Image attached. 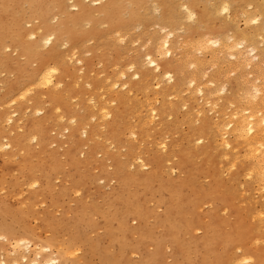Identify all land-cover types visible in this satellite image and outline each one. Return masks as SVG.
I'll return each mask as SVG.
<instances>
[{"label":"rangeland","instance_id":"obj_1","mask_svg":"<svg viewBox=\"0 0 264 264\" xmlns=\"http://www.w3.org/2000/svg\"><path fill=\"white\" fill-rule=\"evenodd\" d=\"M189 1L157 2L146 19L119 32L83 23L72 30L75 41H54L46 66L55 87L29 84L27 72L37 68L33 53L12 44L0 49V142H10L0 148V264L16 254L29 262L45 246L49 259L64 264H234L240 257L264 264V189L230 133L252 108L264 114V32H255L264 19L251 22L253 10L240 1L224 13L214 10L218 1L196 0V10ZM5 6L6 19L27 10L26 0ZM202 6L212 14L210 25L186 17V8L196 19L205 14ZM241 13L250 16L248 24ZM170 15L176 23L168 25L162 20ZM93 26L97 35L79 34ZM249 28L259 36L243 37ZM236 41V49H221ZM147 57L167 62L171 80L154 72ZM8 85L22 98L7 94ZM9 115L18 120L14 130L4 121ZM123 180L125 204L108 203ZM135 204L141 223L125 221L120 211ZM166 220L175 233L166 235ZM15 236L28 250L13 254Z\"/></svg>","mask_w":264,"mask_h":264},{"label":"bare ground","instance_id":"obj_2","mask_svg":"<svg viewBox=\"0 0 264 264\" xmlns=\"http://www.w3.org/2000/svg\"><path fill=\"white\" fill-rule=\"evenodd\" d=\"M20 1L21 0H0V3H2L1 6H0V49L2 47L3 48L6 47L8 44H12V45L20 48L24 53H26V55H31L33 53L34 56L30 57L29 59L32 60L33 62L37 63V68H36L35 71L32 70L31 73L27 72V77H28V80L30 81L29 84H32V82H34L36 85H39V86H48V85L50 86V84L52 85V83H53L52 75H53L54 72L52 70H50L46 66V63L53 56H55L51 52V50H50L51 47L50 46H52L53 44L57 45L55 43L56 41L58 42L59 40H63V39H65L67 42H70V43L75 41V37H76L77 33L79 32V27L83 23L91 24V25H94V24L105 25L107 27L106 31L109 30L110 33L119 32V31L125 30V29H127V26H129V25H130L129 27H132L133 24H134L133 23L134 21L141 20V18L146 13H148L149 10L153 7V4L154 5H156V4L158 5L157 2H160L162 0H26L27 10H26V12H24V14H25L24 16H27V18H26L27 20H25L23 18L24 16L23 17H13V18H10V19H6V18L10 17V15H5L6 11L8 9V7L5 6V4L7 3V4H10V5H17V3H19ZM217 1L219 2L218 5H220V6L217 5L218 9L216 7H214V6H213V8H214V10H218L219 13L226 12L228 10L229 6H230V2L231 3L232 2L235 3V2L240 1V3L243 2L242 4H244V3L247 4V6L245 4H244V6L249 7V11L253 10V12L252 11L249 12L248 10H247V12H249V13L246 12L247 14H251V16H254V17L251 18L248 15L250 17V21L252 20L251 22L257 21L258 19H261V17L264 19V0H224V2L222 0V3L220 2L221 0H213V1H211V4L209 6L212 5V2L216 3ZM189 2L190 1L188 0V2H187L188 5L190 4ZM196 3H198V2H196V0H195V7H193L194 1L192 0L191 7L190 6H188V7H190V8L193 7L196 10V7L198 6V5L196 6ZM233 5H236V4H233ZM239 5L240 4H238L237 7ZM242 6L243 5H241L242 9H240V10L244 11L245 8L242 7ZM237 7L235 8L236 10H237ZM200 8H202L204 10L205 7L203 8V6H202ZM232 9H234V7H232ZM246 9H248V8H246ZM185 10H186L185 12H187V16L186 17H188L189 20L193 19V17H195L193 22L194 21L196 23L198 22L199 24H202V26L203 25L205 26V23L209 24V19H210L209 16H211L212 14L211 13L208 14V12L206 10H204L203 12L206 11L207 14L205 12V14L203 13L197 19H196V17H197L198 13L196 14V16H194V13L191 12L193 9L191 10L189 8L188 9L186 8ZM211 10H209V11H211ZM254 12L257 13V15H255ZM214 13H217V12H214ZM244 14L241 13V16H243V18L245 19L246 23L248 24V20L247 19H249V17L245 18ZM145 16H147V15H145ZM145 16L143 17V20L146 19ZM172 17L173 16L170 15L169 17L164 18L162 21H164V20L168 21L169 23H166L168 25H170V22H173V21H175V23H176V19H174V17L173 18ZM27 21L28 22H32V25L29 28L26 29L24 27V22H27ZM197 25H195L196 28H197ZM232 26L233 25L231 24L229 28L231 29ZM199 27H201V26H199ZM76 28H77L78 32H76L74 34L72 30L76 29ZM93 28H94V26L91 29H89L88 31H85V32H82V33H79V34H84L85 36H88V35H91V33H93V35H97L99 33L97 31L98 29L95 27V30H93ZM202 28L203 27H201L200 29H202ZM249 29L251 30V32L255 31V30H256L255 31L256 33H258V31H263L264 32V21H263V23L260 24V27L255 28V30H252L253 28H249ZM249 29H248V31H249ZM254 33L253 32L252 33H248L247 32V35L245 34V35H243V37L244 36L248 37L249 36L248 34H250V35L252 34L253 37H256V36L258 37L259 36V34L255 33L256 34L255 35ZM250 37L251 36H249V38ZM253 37H252V39H253ZM25 38L27 39L26 41H25ZM236 42L237 43L233 42L230 45H226V46L224 45V46H222L221 49L228 50V49L235 48L234 47L235 44L239 45L238 44L239 42L238 41H236ZM240 44H242V43H240ZM169 45H170V43L168 44V42H163V45H161L162 46L161 49L162 48L164 49L163 52L164 51L165 52H169L168 49H167V48L170 47ZM210 45H211V43H210ZM242 47H243V45H242ZM41 49H45V51H41ZM239 49L240 48H238L237 50H239ZM198 50H199V47H198ZM241 50H243V49H241ZM162 56H163V54H162ZM147 59H148L147 63L152 67L151 69H153L154 72H156L158 74H161V75L163 74L162 75L163 77H165L164 75H166L165 78L167 79V77H168V79L171 80V74L169 75L167 72H165V70H163V65L166 64L167 62H162V63L161 62H156L154 59L152 60L151 57H147ZM27 62H28V60H27ZM158 76H160V75H158ZM162 76H160V78ZM55 85H56V83H55ZM55 85H52V86L55 87ZM57 85H58V83H57ZM254 92L255 93H254V96L252 98L255 100L258 97L257 88L255 89ZM263 92H264V89H263ZM6 93L10 94V95H13V96L17 95V96L22 98V95L21 94L18 95V92L15 91V87H13L11 85L7 86ZM261 93H262V91L260 92V94ZM263 97H264V93H263ZM262 100L264 102V99H262ZM90 103H91V100H90ZM95 104L91 105V106H95ZM260 107L261 106L259 105V108ZM262 107H261V109H262ZM98 110L102 113V117L103 118H104V116L107 117V115H108L107 111H103V110H105L104 106H100L99 105L98 106ZM253 110H254V108L251 109V111L248 113V115H245V116L244 115H240L236 119L237 121L233 124L232 128L230 129V133L234 136V139L240 141L241 146L244 149V154L247 156L245 158V160H246L245 163L248 164V166L246 168L247 172L249 173L250 176H254L255 180L257 181V184L261 188L264 189V114L261 113L262 112L261 111V112H259V113H261V114H259L261 116H258V114L256 115ZM258 111H259V109H258ZM263 111H264V109H263ZM12 112H16V111L13 110ZM16 113H14V114H16ZM37 114H38V111H37ZM11 115H12V113H11ZM11 115L7 116L6 120L4 119V121H5L6 124L9 125L8 127L12 128L11 130H14L15 126L13 127V124L16 121H18V120L16 118L13 119L14 117L11 116ZM73 121L74 120H72V122ZM72 122L70 121L71 124H72ZM227 125L228 124L223 125L224 126L223 128L227 127ZM64 129H65V131H66V129H67V131H69L68 130L69 127L68 128L65 127ZM75 131H77V130H75ZM84 131L85 130H83V132ZM85 133H86V131H85ZM226 135H227V133H226ZM70 139H71V136H70ZM3 142H5V141H3ZM1 143H2V141L0 142V148H2V147L3 148L4 147H6V148L9 147L10 148V142L7 143L6 145H1ZM40 143H38V144H40ZM165 145H166L165 142H162L161 145H160V147H161L160 149H162L164 151V149L166 148ZM223 145H228V142L224 141ZM20 150H24V149H20ZM138 161H140L141 164H142L141 166L140 165L138 166V168L141 169L142 166L144 167V163H142V161L140 159ZM145 166L147 167V165H145ZM59 169H60V166H59ZM50 171H51V169H49V167L40 169L39 175L41 176V175H43L45 173H48ZM60 171H58V172H60ZM55 173H57V172H55ZM46 175H45V178L43 177L44 175L42 177L45 179V182L47 183L46 184V187H47L49 185V183H50L49 182L50 178L47 177ZM31 180H34V179L30 178V181ZM123 181L124 182H121V183L119 182L120 186H118L117 189L114 192H112V194L108 197V199H107L108 203L120 201L121 203L125 204V202L123 200H121V189L123 187V183L124 184L126 183L125 180H123ZM34 183L35 182L33 181V184ZM34 185H36V184H34ZM61 193H62V191H61ZM117 208L119 209L120 206L119 207L117 206ZM139 208L140 207H138L137 204H135L132 207L124 205L120 209V211L123 213V215H124L123 217H124L125 221L127 219L131 218V219H134V220H138V222L141 223L143 221V216L141 215V212H140ZM112 210H113L114 213L117 212L115 209H112ZM165 222L167 224V220ZM166 226H167L166 227V235H170V234H172V232H174V233L176 232L175 228L173 226H171V225L168 226V224ZM201 229L203 231H206L208 228L207 227H202ZM139 235L143 236V233L139 232ZM12 236H11V238H12ZM169 237L172 238V241L170 239H167L168 240V245H169V240H170V242H172V244L176 248L177 244L175 245V243L177 242L176 241L177 238H175L173 235L169 236ZM16 238L17 237L15 236L14 239H16ZM18 238H20V237H18ZM18 238L16 239V241H13V245H12L13 254L16 253L14 251H16L17 249H20L21 247H24V246L28 250V246H26L27 243L23 242V241H20L21 238L18 241ZM201 241H203V240L201 239L198 243H203ZM5 242H7V241L5 240L4 243ZM28 243H30V242L28 241ZM198 243L195 242V246H197ZM172 244L170 243V247H171ZM8 245H10V243ZM35 246H36V243H35ZM48 247L49 246L38 247L37 249H35V252L33 253V257H32L33 259L30 260L31 259L30 258L29 262H27L28 259L26 260L25 256H22L23 254H19L22 257L21 256L19 257L16 254L15 256L13 255L14 257L12 259H10L7 264H18V260L19 259L20 260H24L25 264H64L62 261L58 262V260H57L58 258L57 259L56 258L52 259V257H51V259H49V256L46 254V252H48L49 249H50ZM51 253L52 252H50V254ZM7 255L11 256L10 253H8ZM28 255H26L27 258H28ZM52 256H54V255H52ZM2 260H4V258ZM143 261H144V263H146L145 260H143ZM233 262H234V264H239V263L240 264H245V263H248L247 259L244 258V257L237 258Z\"/></svg>","mask_w":264,"mask_h":264}]
</instances>
